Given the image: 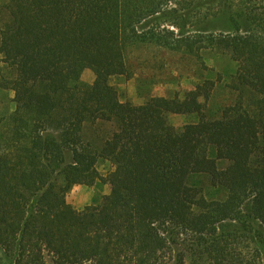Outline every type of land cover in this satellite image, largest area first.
Returning <instances> with one entry per match:
<instances>
[{
    "label": "trees",
    "instance_id": "1",
    "mask_svg": "<svg viewBox=\"0 0 264 264\" xmlns=\"http://www.w3.org/2000/svg\"><path fill=\"white\" fill-rule=\"evenodd\" d=\"M1 11L13 75L0 88L14 105L0 117L4 264H264V232L247 230L264 228V0H7ZM138 44L229 56L233 105L207 117L210 80L182 100L120 101L110 80L131 78L126 53ZM168 115L197 122L177 129ZM99 124L113 132L96 148L84 133ZM98 160L114 164L109 195L64 205L73 186L100 181ZM200 177L223 198L205 199Z\"/></svg>",
    "mask_w": 264,
    "mask_h": 264
},
{
    "label": "rangeland",
    "instance_id": "2",
    "mask_svg": "<svg viewBox=\"0 0 264 264\" xmlns=\"http://www.w3.org/2000/svg\"><path fill=\"white\" fill-rule=\"evenodd\" d=\"M6 3L7 0H0V26L7 21V13L1 11ZM222 24H224L223 21L215 22L205 27L207 28L205 30L219 32L218 27ZM126 64L131 73V78L113 77L110 80L122 102L129 101L133 105L140 106L153 97L182 100L186 92L193 90L196 85L210 80L215 83V87L211 97L206 102V113L209 119H218L222 110L234 103L235 96L228 88V84L230 83V76L236 70V65L227 55L207 51L198 58L180 52L160 49L149 44H138L128 48ZM12 75L13 73L9 72L0 59V81L4 77L9 78ZM94 78V71L91 69H85L81 75L82 81L88 84H91ZM12 99L13 93L11 91L0 88V117L14 110ZM167 122L180 129L185 125L196 123L197 117L195 115H168ZM112 132L113 128L110 125L90 126L85 130L84 140L90 142L94 147L100 148ZM225 166V164L221 165L220 168ZM96 170L101 178L100 181L91 187L73 186L61 196V202L76 211L99 205L102 199L110 193L107 176L114 170V164L109 161L98 160ZM193 181L197 187L203 190L205 199L211 201L223 198V192L212 188L208 178L200 177ZM248 210L249 205L246 204L243 207L244 214H247ZM245 221L248 223L247 219ZM251 226L252 229L247 228L248 231L251 230L250 232H264V228L260 225ZM223 227V231L227 232L239 226L235 223H226L223 224ZM2 257L0 251V264H4ZM45 262L46 264H55L50 256H45Z\"/></svg>",
    "mask_w": 264,
    "mask_h": 264
}]
</instances>
